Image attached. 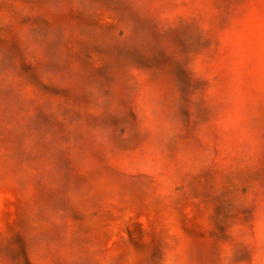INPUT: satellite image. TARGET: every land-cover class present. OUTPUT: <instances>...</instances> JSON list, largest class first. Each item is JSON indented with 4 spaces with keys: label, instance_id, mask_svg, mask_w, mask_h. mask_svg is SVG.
Returning a JSON list of instances; mask_svg holds the SVG:
<instances>
[{
    "label": "rangeland",
    "instance_id": "374dc122",
    "mask_svg": "<svg viewBox=\"0 0 264 264\" xmlns=\"http://www.w3.org/2000/svg\"><path fill=\"white\" fill-rule=\"evenodd\" d=\"M0 264H264V0H0Z\"/></svg>",
    "mask_w": 264,
    "mask_h": 264
}]
</instances>
